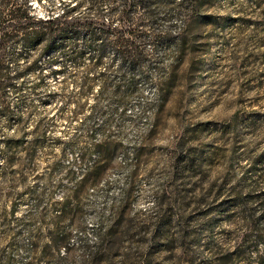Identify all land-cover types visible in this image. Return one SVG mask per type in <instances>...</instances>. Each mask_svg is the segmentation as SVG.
Listing matches in <instances>:
<instances>
[{
  "label": "rangeland",
  "instance_id": "rangeland-1",
  "mask_svg": "<svg viewBox=\"0 0 264 264\" xmlns=\"http://www.w3.org/2000/svg\"><path fill=\"white\" fill-rule=\"evenodd\" d=\"M69 1L35 6L48 16ZM193 1L185 32L183 15L161 9L127 34L143 60L123 77L115 50L95 64L86 49L15 79L11 115L0 113V264H218L236 248L234 189L253 183L264 149V0ZM190 151L197 165L184 170ZM261 257L250 243L220 264Z\"/></svg>",
  "mask_w": 264,
  "mask_h": 264
},
{
  "label": "trees",
  "instance_id": "trees-1",
  "mask_svg": "<svg viewBox=\"0 0 264 264\" xmlns=\"http://www.w3.org/2000/svg\"><path fill=\"white\" fill-rule=\"evenodd\" d=\"M43 0H0V113L10 116L11 108L5 97L15 79L24 78L26 74L34 72L41 64L45 55L54 53H68L72 62H80L86 49L98 52L95 64L103 60L108 49L116 51L121 75L123 70L135 69L142 62L139 44L131 37L143 35L142 25L145 20L155 22L156 11L164 9L169 17L184 16L182 30H187L188 18L185 10L191 6L193 0H70L63 13L57 14L53 10L48 16L38 13L35 3ZM111 1H119L113 5ZM135 6L145 9L143 18L135 19L127 7ZM85 6L88 14L78 17L73 11ZM108 17L109 22H104ZM115 22H118L114 26ZM132 23L128 30L122 24ZM129 34L131 37H127ZM162 37V38H161ZM158 38V37H157ZM160 40L169 44L171 38L160 36ZM169 38V39H168ZM174 47L183 52L187 41L184 38L173 40ZM37 53L36 57L33 54ZM52 64L58 58L49 57ZM86 82V81H85ZM120 86L116 87L119 91ZM85 92V91H84ZM39 146L36 143L35 149ZM194 152V150H193ZM191 151L181 159L184 170H193L197 165V155ZM214 151H209L210 159ZM251 163L257 169V177L250 186L235 187L234 206L239 213L245 234L239 236L234 250H226L217 257V262H227L226 259L239 257L245 246L250 243L255 248H264V149L251 158ZM96 168L99 169V167ZM2 173L6 175L3 169ZM100 170L96 173L99 176ZM95 177V178H96ZM241 185V184H240ZM239 185V186H240ZM232 195V194H231ZM13 211V210H12ZM264 263V258H259ZM247 264H250L247 262Z\"/></svg>",
  "mask_w": 264,
  "mask_h": 264
}]
</instances>
